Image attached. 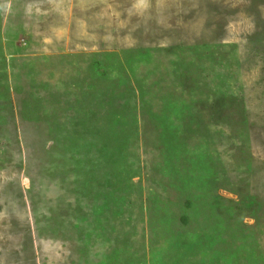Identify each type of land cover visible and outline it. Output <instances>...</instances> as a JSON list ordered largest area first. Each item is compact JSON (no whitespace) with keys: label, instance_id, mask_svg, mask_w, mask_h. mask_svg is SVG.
<instances>
[{"label":"rangeland","instance_id":"1","mask_svg":"<svg viewBox=\"0 0 264 264\" xmlns=\"http://www.w3.org/2000/svg\"><path fill=\"white\" fill-rule=\"evenodd\" d=\"M121 51L142 55L125 78L92 67ZM0 61V264H264V0H0ZM217 88L232 118L208 107ZM174 99L192 108L172 173L142 103ZM106 105L127 112L125 181L90 145ZM102 210L100 227L76 220Z\"/></svg>","mask_w":264,"mask_h":264},{"label":"trees","instance_id":"2","mask_svg":"<svg viewBox=\"0 0 264 264\" xmlns=\"http://www.w3.org/2000/svg\"><path fill=\"white\" fill-rule=\"evenodd\" d=\"M209 55L211 58L213 57L215 60L218 59L216 57L217 54H215L213 52H209ZM121 56H126L127 58H131V53H130L129 57H128L127 51L113 52L112 54L109 53V54H107L105 64H103L99 60H96V61H94L95 63L92 65V67H95V68L97 67L96 70H99V72H100L99 74L102 78L105 77V78H108L110 80H115V78L118 79V76L120 75L121 71H122L121 75L125 78L126 76H124V74L126 73L128 75V72H127L128 69L126 70V68L129 66L130 70L133 71L132 65H134L136 67L137 63L141 62L142 55H140L138 58H136L134 60L126 59L124 61L123 60L119 61L118 58H120ZM0 64L2 65L1 61H0ZM218 64L219 65L222 64L224 66V63H222L221 61H219ZM1 65H0V83H1L4 75H6V73H5L6 69H5V67H3ZM213 69H215V72H218L222 68L215 67ZM179 79L182 81L184 79V82H186V80L191 81L190 85H187L186 83L185 84H186V86L193 88L192 87V85H194L193 72H190V70L188 68H187L186 75L184 76L181 74L179 76ZM109 90H112V89H109ZM216 90H218L217 92L222 91L221 95H217L215 97L216 100L213 101L208 107L210 108V110L211 109L214 110V114L217 115L218 120L225 118V117L232 118V117H230L232 111L234 113L241 111L242 107H240L239 101L237 100L236 93L234 92V90L230 91V92L228 91V89L222 90V88L221 89L217 88ZM171 96H174V95L171 94ZM178 100L180 102H175L176 100L174 99V102L167 105V111L163 110V112H161L162 114L155 112L151 105L146 104V106H144V102L142 103V106L146 109V113H148L149 115H151L152 118H154V120H152L153 122H156L154 124L155 125L158 124L157 127H158V130H160V133H158L159 138L157 139L158 140L157 148H158V150L161 148L159 151V156H161L163 158V161L166 157L168 158V161L167 160L166 161H167V164H170V166L168 165L167 168L165 166L164 169L166 171H167V169H170L172 173L177 168H179V165H177V163H180V162L178 160H180V157L183 156L184 152L186 153V150H185L186 149V141H185L184 137L183 138L181 137V133L184 132L183 128L185 127L184 126L185 122H183L184 117L186 115L185 112L188 111L189 108H192L189 105H187L188 103L185 100H183V99H178ZM199 102H201V100ZM195 106L198 107V105L196 103H195ZM108 108H109V105H106L104 110L98 109L99 111H101L102 115H100L99 111L96 109L91 110V112H90L93 114L97 113L96 115H99L97 117L101 118L100 120L102 121V123H104L105 114L108 113V115H111L110 117H107V120L105 121V125L100 126V127L99 126L98 127L93 126L94 128L90 129L89 127H87V125H88L87 124L86 128L91 130V131H95L97 129L102 128L101 130L98 131L97 135H94L93 137L90 138V140L92 139L90 145L92 146V148H94L95 152H97V153L99 152L100 148L102 150L106 149L107 154H105V170L107 169L106 165L110 166V167H112V166L119 167L120 169H122V171L120 169H116V170L123 172L122 173L123 175H121L122 177H119V178H120V180L124 179V181H125V179L129 178V176H130V170L125 169L123 167L124 164L121 161L123 159V157L121 156V149H122L123 143H124L122 136L126 133V131H124V129L126 128L125 127L126 122H124V121H125V118H127V112H122L120 114L118 121H115L113 116L115 115V112L117 110L116 109L109 110ZM234 108H237V110L239 108V110L237 111ZM168 110H170L171 112ZM198 116L200 117L199 112L197 111V117L196 116L195 117L200 120V118ZM191 117L195 118L192 115H191ZM196 122L197 121L192 120V122L190 123L191 126H189V128H191L192 125ZM82 124H83V122L81 120L80 123L78 124V126L81 127ZM77 132H79V129H77ZM184 134H185V132H184ZM171 137H172V139H171ZM212 138H213V135L206 134L205 138H204L205 141L203 140V143L206 145L209 144L211 142ZM94 140L97 141L96 144L92 143ZM164 140H165V142H164ZM72 141L74 143L72 145L76 146L78 144L77 147H79L77 137H75V139H73ZM83 145L86 147L88 144L85 145V143H84ZM80 146H81V148L82 147L84 148V146H82V144H80ZM88 151H90V149ZM209 152H210L209 157L211 156L212 160H213L212 153L210 150H209ZM166 153H169V156H167ZM106 162H109L110 164H107ZM194 164L199 165L197 167H199L200 174H201V172L202 173H208L205 170L207 166L203 165L202 163L200 164L199 161H195V162L192 161V163H191L192 169L194 167ZM196 169L198 170V168H196ZM215 169L216 168H214L215 172L213 174H215L214 176L217 179V177H219L220 174L217 171V169L216 170ZM207 170H209V168H207ZM191 173H193L195 178L198 176H199V178L201 177L198 173H195V172H191ZM179 179H180V182L184 186H187L186 183H188L187 182L188 178L187 179L179 178ZM196 181H194V183ZM192 183H193V181H192ZM84 196H86V194H84ZM255 203H256L255 199L250 198L249 201H247V203L244 204V207H245V209L250 210V208L252 206H254ZM104 204H105V201H104ZM81 208L82 207L78 205L77 206V212H80ZM107 218H108V216L105 214V210H102V211H99L98 213L92 212L91 215L77 216L76 220L79 222V224L81 226L82 225L85 226V223H86L87 225H91V227H93L95 224H96L95 227H97V226L100 227V225H105V219H107ZM95 227H94V229L93 228L91 229V231H92L91 234H93V232L97 231V229ZM90 236H91L90 233H88V236H87L88 239L91 238ZM159 253H160V250H159V252H156L155 255L157 256ZM109 260H111V261L109 262ZM155 263L156 264H164V262L163 263L155 262ZM100 264H119V263L117 261V256L113 255L112 257H109V258L107 257L105 259V261H102Z\"/></svg>","mask_w":264,"mask_h":264}]
</instances>
